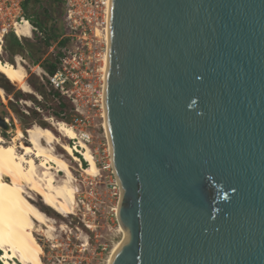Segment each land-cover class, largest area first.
Here are the masks:
<instances>
[{
	"label": "water",
	"instance_id": "1",
	"mask_svg": "<svg viewBox=\"0 0 264 264\" xmlns=\"http://www.w3.org/2000/svg\"><path fill=\"white\" fill-rule=\"evenodd\" d=\"M108 27L109 264H264V0H110Z\"/></svg>",
	"mask_w": 264,
	"mask_h": 264
},
{
	"label": "rangeland",
	"instance_id": "2",
	"mask_svg": "<svg viewBox=\"0 0 264 264\" xmlns=\"http://www.w3.org/2000/svg\"><path fill=\"white\" fill-rule=\"evenodd\" d=\"M55 8L57 6L50 5L49 0H40L34 10L41 12L45 9L52 12ZM60 10L58 7L57 13ZM58 17L59 14H55L57 27ZM38 38L37 33H32L30 37H21V56L6 52L2 39L0 60L11 64L21 63L31 93H23L0 77V88L4 92V100L0 97V117L7 119L9 124L7 131L0 129V134L8 142L16 127L24 132L25 137L27 128L38 125L52 130L56 137L63 143L70 144L72 148L77 147L78 142L86 144L98 169L97 175L89 176L83 172L87 163L83 160L85 167L81 164L79 158H83L80 153L73 152L78 158L75 162L57 147V154L71 168L72 186L76 192L75 203L72 214L61 216L43 206L40 199L34 196L33 203L48 215L49 224L53 227L49 236L42 231L46 230L45 227L34 234L43 249V264H107L113 246L122 240V233L117 219L119 191L111 173L109 147L102 117L101 90L104 82L101 68L106 51L105 41L103 37L98 42L73 38L65 47L45 50ZM28 44L32 49L38 48L42 52V58H48L50 62H55L57 52L62 54L60 70L62 72V66L65 69L63 77L56 79V82L66 80L67 90L62 91L64 95L59 93L61 101L53 98L52 92L49 93L51 88L55 90L56 85H48L49 76L42 68L34 66L26 55ZM75 82L78 86L76 88ZM79 85H82V89ZM71 90L74 92L70 93ZM59 103L64 104L65 108H60ZM58 112L63 115H56ZM60 121L74 130L77 139L61 138L53 130V123ZM62 176V173L57 174L56 181L60 182Z\"/></svg>",
	"mask_w": 264,
	"mask_h": 264
},
{
	"label": "bare ground",
	"instance_id": "3",
	"mask_svg": "<svg viewBox=\"0 0 264 264\" xmlns=\"http://www.w3.org/2000/svg\"><path fill=\"white\" fill-rule=\"evenodd\" d=\"M106 27V46L109 33V9ZM15 26V33L20 37H30V24ZM2 38L0 34V53L2 51ZM102 78L104 81L101 90L103 128L107 136L105 120L104 87L108 68V50L104 53ZM0 74L9 84L20 89L23 93H31L26 83V73L21 63L11 64L0 60ZM0 97L4 100V92L0 88ZM8 123L7 119H5ZM53 130L61 138L77 139L74 130L64 123H53ZM24 132L16 127L12 138L6 142L0 134V259L1 264H43V249L38 243L35 232L42 230L49 236L53 227L49 224L50 218L37 205L34 196L38 197L43 206L57 215L72 214L75 203V191L72 186L73 175L68 162L57 154L56 148H61L73 161L78 158L74 151L80 153L87 163L83 172L89 176H96L98 169L89 148L86 144L78 142L72 148L70 144L63 143L54 135L52 130L38 125L31 126ZM25 139V142H24ZM81 149V151H80ZM75 153V152H74ZM62 173L60 182L56 175ZM36 225L38 226L36 228ZM120 226V225H119ZM122 240L113 246L108 257L110 263L114 252L126 239V233L120 226Z\"/></svg>",
	"mask_w": 264,
	"mask_h": 264
},
{
	"label": "built area",
	"instance_id": "4",
	"mask_svg": "<svg viewBox=\"0 0 264 264\" xmlns=\"http://www.w3.org/2000/svg\"><path fill=\"white\" fill-rule=\"evenodd\" d=\"M23 2L24 0H0V34L2 39L9 32H13L21 41V37L15 33V26H21L26 20L22 10ZM108 9H110V0H64L63 20L69 39L75 38L98 42V39L103 37L106 45ZM25 23H29V21L26 20ZM34 31L36 29L30 24L29 32L32 34ZM64 69L65 67L62 66V72L49 77L51 79H49L50 83L53 86L56 85L55 89H58L61 93L63 90H67L66 80L56 82V79L63 77ZM74 87H78L76 82ZM79 87L82 89V85H79ZM73 92V90L70 91V93ZM116 186L118 187L117 183Z\"/></svg>",
	"mask_w": 264,
	"mask_h": 264
},
{
	"label": "trees",
	"instance_id": "5",
	"mask_svg": "<svg viewBox=\"0 0 264 264\" xmlns=\"http://www.w3.org/2000/svg\"><path fill=\"white\" fill-rule=\"evenodd\" d=\"M40 0H24L22 3V10L25 15V19L29 21V23L36 29L33 32L38 34L39 38L45 48V50L50 49L51 47L62 48L65 47L69 42L70 39L67 36V29L65 28L64 20H63V9H64V0H49L50 5L57 6L61 10L57 13V8L52 12L49 10H43L41 12H37L34 10L35 5H38ZM59 5V6H58ZM55 14H59L58 20V27L55 24L57 20L55 18ZM4 50L13 56H21L23 55L22 51V42L18 40L13 32H9L7 35L3 37ZM31 45H27V52L26 55L32 60V64L35 66H39L42 70L50 77L54 74L61 72L60 70V58L62 54L60 52L56 53L57 59L55 62H50L48 58H42V52L38 48H30ZM0 77L8 83L5 78L0 75ZM48 85L52 84L50 81H47ZM66 86V85H65ZM52 96L55 99L61 101V92L58 89L53 90L51 88ZM60 93V94H59ZM47 95V94H46ZM60 108H65L64 104L59 103ZM61 112H58L56 115H59ZM63 115V114H60ZM80 157L79 155H77ZM81 164L85 167V162L79 158ZM1 254V252H0Z\"/></svg>",
	"mask_w": 264,
	"mask_h": 264
},
{
	"label": "clouds",
	"instance_id": "6",
	"mask_svg": "<svg viewBox=\"0 0 264 264\" xmlns=\"http://www.w3.org/2000/svg\"><path fill=\"white\" fill-rule=\"evenodd\" d=\"M1 263V262H0Z\"/></svg>",
	"mask_w": 264,
	"mask_h": 264
}]
</instances>
